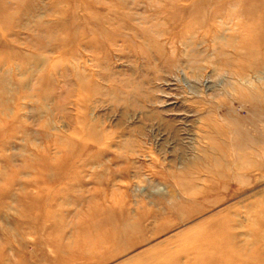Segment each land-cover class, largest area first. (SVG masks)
Returning a JSON list of instances; mask_svg holds the SVG:
<instances>
[{"label": "rangeland", "instance_id": "obj_1", "mask_svg": "<svg viewBox=\"0 0 264 264\" xmlns=\"http://www.w3.org/2000/svg\"><path fill=\"white\" fill-rule=\"evenodd\" d=\"M0 261L264 264V0H0Z\"/></svg>", "mask_w": 264, "mask_h": 264}, {"label": "bare ground", "instance_id": "obj_2", "mask_svg": "<svg viewBox=\"0 0 264 264\" xmlns=\"http://www.w3.org/2000/svg\"><path fill=\"white\" fill-rule=\"evenodd\" d=\"M0 264H6V263H3V261L2 262L0 261Z\"/></svg>", "mask_w": 264, "mask_h": 264}]
</instances>
